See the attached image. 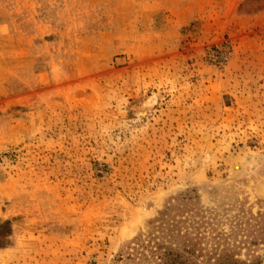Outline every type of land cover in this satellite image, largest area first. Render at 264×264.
<instances>
[{"label": "rangeland", "instance_id": "374dc122", "mask_svg": "<svg viewBox=\"0 0 264 264\" xmlns=\"http://www.w3.org/2000/svg\"><path fill=\"white\" fill-rule=\"evenodd\" d=\"M4 222L0 264H264V0H0Z\"/></svg>", "mask_w": 264, "mask_h": 264}, {"label": "trees", "instance_id": "16d2710c", "mask_svg": "<svg viewBox=\"0 0 264 264\" xmlns=\"http://www.w3.org/2000/svg\"><path fill=\"white\" fill-rule=\"evenodd\" d=\"M8 222H4L0 224V243L6 237L7 231L9 229ZM168 231H173L170 230ZM7 230V231H6ZM171 237V236H169ZM194 248V246H192ZM182 253L178 250H173L170 247H164L162 244H159V261L161 264H263L261 260L254 259V260H237L235 255L232 254L230 249L225 246L222 250L215 249L214 254L210 253L211 255H215V258H208V263H195V262H188L187 260L183 259V254H194L193 249L189 247H183ZM219 252V253H217Z\"/></svg>", "mask_w": 264, "mask_h": 264}]
</instances>
